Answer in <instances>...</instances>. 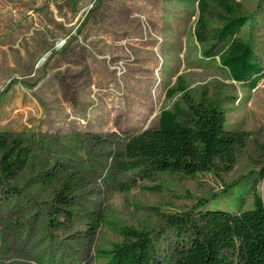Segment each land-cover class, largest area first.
<instances>
[{
  "label": "rangeland",
  "instance_id": "obj_1",
  "mask_svg": "<svg viewBox=\"0 0 264 264\" xmlns=\"http://www.w3.org/2000/svg\"><path fill=\"white\" fill-rule=\"evenodd\" d=\"M203 1L0 0V134L33 153L11 183L18 193H0V264H105L101 253L123 241V227L153 230L158 261L171 264L183 237L166 216L251 209L255 191L264 197V80L251 90L219 57L205 58L213 42L196 36ZM220 1H204L211 33L222 27ZM227 1L250 18L240 37L264 71V0ZM181 82L196 101L218 103L229 129L252 134L234 169L193 178L125 171V142L182 104L181 93L168 96ZM47 171L80 176L59 227Z\"/></svg>",
  "mask_w": 264,
  "mask_h": 264
},
{
  "label": "trees",
  "instance_id": "obj_2",
  "mask_svg": "<svg viewBox=\"0 0 264 264\" xmlns=\"http://www.w3.org/2000/svg\"><path fill=\"white\" fill-rule=\"evenodd\" d=\"M204 1L196 36L203 45L213 42L211 49L204 52L205 58L215 60L219 57L221 67L235 82L251 90L257 89L264 80V71L253 46L240 37L250 18L236 16L229 2L222 0V27L211 33L205 21L208 8ZM219 47L221 50L216 55L215 50ZM177 93L182 95V104H176L172 110H163L158 128L127 139L123 153L128 162L123 164L124 170L142 169L147 177L168 173L188 178L231 172L239 150L246 146L252 134L229 129L222 107L206 98L196 101L183 82L168 96L172 98ZM32 163L33 153L22 140L0 134V193L5 190L6 195H16L18 192L11 183ZM79 179L80 176L74 173L42 172L43 186L53 191L61 205L55 211L54 227L61 225L59 215L68 213L71 216L73 213L71 199L78 190L75 184ZM260 179H264V169ZM259 183L255 181L256 186ZM210 200H201L198 206L204 207ZM227 209L208 206L194 213L166 216L165 224L183 237L171 264H264L262 195L255 191L251 209ZM120 235L121 243L101 253L105 264H163L157 259L153 230L123 227Z\"/></svg>",
  "mask_w": 264,
  "mask_h": 264
},
{
  "label": "water",
  "instance_id": "obj_3",
  "mask_svg": "<svg viewBox=\"0 0 264 264\" xmlns=\"http://www.w3.org/2000/svg\"><path fill=\"white\" fill-rule=\"evenodd\" d=\"M262 198H263V201H264V197L262 196Z\"/></svg>",
  "mask_w": 264,
  "mask_h": 264
}]
</instances>
